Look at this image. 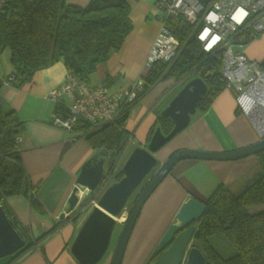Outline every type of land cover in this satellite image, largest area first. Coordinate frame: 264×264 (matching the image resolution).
I'll list each match as a JSON object with an SVG mask.
<instances>
[{
	"label": "crops",
	"instance_id": "obj_1",
	"mask_svg": "<svg viewBox=\"0 0 264 264\" xmlns=\"http://www.w3.org/2000/svg\"><path fill=\"white\" fill-rule=\"evenodd\" d=\"M68 3L84 8L89 0H68ZM127 3L132 30L120 50L96 67L88 79L89 87L104 85L110 91H121L150 73L146 58L161 27V13L155 6L156 0H127ZM246 46L245 55L250 60H264V37ZM67 75L64 65L58 62L37 72L33 81L21 89L0 87L4 109L13 110L22 122L20 162L29 182L36 187L30 196L14 195L3 201L7 216L22 233L27 248L0 264H78L69 249L88 210L74 220H61L59 216L68 208L81 167L97 150L86 141L85 127L80 125L67 132L52 124L53 115L60 109L46 97L52 89L64 84ZM183 82L170 77L158 79L128 108L118 166L123 165L134 148L146 147L160 112ZM257 141L253 128L236 106L235 94L224 89L208 108L196 109L189 125L155 156L160 165L181 149L225 152ZM112 162L109 153L105 170L110 169ZM258 172L255 155L234 161H179L144 203L121 264H146L189 196L204 202L219 185L230 189L242 183L245 186ZM109 262L110 254L102 264Z\"/></svg>",
	"mask_w": 264,
	"mask_h": 264
},
{
	"label": "trees",
	"instance_id": "obj_2",
	"mask_svg": "<svg viewBox=\"0 0 264 264\" xmlns=\"http://www.w3.org/2000/svg\"><path fill=\"white\" fill-rule=\"evenodd\" d=\"M131 30L127 0H89L84 8L71 5L68 0H4L0 13V46L2 51L10 52L12 70L7 75L11 78L10 86L21 89L33 81L37 72L58 62L64 65L68 75L87 84L96 67L120 50ZM186 30L185 26L175 30L180 54L171 65L150 70L143 78L144 91L161 78L188 81L199 77L208 90L197 110H205L225 89L222 54H204L199 44L188 38ZM127 111L112 123L88 130L85 137L93 150L106 149L113 161L122 149ZM157 127L167 135L172 122L158 116L154 130ZM21 130L22 122L13 110L4 109L0 93V206L5 212L3 201L7 197L30 196L36 189L20 162L16 138ZM255 156L259 172L239 194L219 185L203 202L205 210L195 223L192 244L208 264H264V151ZM122 176L119 171L114 179ZM253 207L259 209L251 211ZM217 234L228 239L237 252L235 255L223 258L215 250L209 238ZM157 256L154 253L146 264H151Z\"/></svg>",
	"mask_w": 264,
	"mask_h": 264
},
{
	"label": "water",
	"instance_id": "obj_3",
	"mask_svg": "<svg viewBox=\"0 0 264 264\" xmlns=\"http://www.w3.org/2000/svg\"><path fill=\"white\" fill-rule=\"evenodd\" d=\"M207 90V85L199 77L190 78L184 84L160 112L161 117L171 120V131L165 135L157 127L146 147L134 148L121 167L123 176L119 180H111L91 208L83 201L93 193H100L101 183L106 178L105 165L109 161V152L106 149L97 150L85 161L68 199V208L59 216L63 220L76 213L77 209H81L82 213L89 207L69 249L78 264H98L104 258L118 223H121V230L111 251L109 264L122 263L144 203L179 161H234L264 151V139L225 152L181 149L158 165L155 154L189 125L191 116ZM137 190L127 216L120 222L128 201ZM204 210L203 202L193 196L181 204L173 222L157 243L155 253L158 256L151 264H208L202 252L192 244L195 223L200 220ZM24 247L22 233L0 206V258L10 256Z\"/></svg>",
	"mask_w": 264,
	"mask_h": 264
},
{
	"label": "built area",
	"instance_id": "obj_4",
	"mask_svg": "<svg viewBox=\"0 0 264 264\" xmlns=\"http://www.w3.org/2000/svg\"><path fill=\"white\" fill-rule=\"evenodd\" d=\"M3 5L0 0V13ZM155 6L161 13V27L147 55L146 68L169 66L177 59L181 48L175 30L185 26L188 38H193L204 54H222L225 89L235 94L236 106L258 141L264 139V61L234 51L237 37L250 38L248 44L264 37V0H156ZM10 84L9 76L0 78V87ZM144 85V79L139 78L121 91H110L104 85L89 87L67 75L64 84L46 97L60 109L52 124L71 132L80 125L97 129L112 123L138 99ZM110 176L103 179L101 189ZM80 214L77 209L72 217Z\"/></svg>",
	"mask_w": 264,
	"mask_h": 264
},
{
	"label": "rangeland",
	"instance_id": "obj_5",
	"mask_svg": "<svg viewBox=\"0 0 264 264\" xmlns=\"http://www.w3.org/2000/svg\"><path fill=\"white\" fill-rule=\"evenodd\" d=\"M249 39L250 38H245L242 36V37H237L234 41V44H236L235 48H234V51L237 52V53H242V54H246L247 53V44L249 42ZM257 47V46H256ZM255 47V48H256ZM9 56H10V52L8 49H5L2 51L1 55H0V77H4L5 74L11 72V65H10V60H9ZM264 61V60H263ZM263 61L259 62V63H262ZM258 62V61H257ZM170 79L174 80L173 77H170ZM187 82V81H184L183 83H181L178 87H177V92H175V95L178 93V91L184 86V83ZM174 95V96H175ZM171 97V96H170ZM128 138H125V140H127ZM131 148V147H129ZM120 162V160H119ZM118 162V163H119ZM125 162V161H124ZM118 163L115 167V171L113 172V174L111 175L112 177L110 179H114V175L115 173L117 174L120 169H121V166L122 165H119L118 166ZM110 164V163H109ZM113 165V163L111 164ZM118 167V168H117ZM245 186H243V183L240 184V186L236 187V188H233L232 191L234 194H239L242 189H244ZM138 190L136 191L135 194H133V196L130 198V200L128 201L127 203V206H126V209L124 210V216H127L128 212H129V209H130V206L137 194ZM259 207H253L251 209V211H255V210H258ZM121 230V223H118L115 227V230H114V234H113V238H112V241H111V244H110V247H109V250L108 252L106 253V255L104 256V258L98 263V264H102L103 261L106 259V257L109 256V254H111V250L113 249L115 243H116V240H117V236L119 234ZM209 243L215 248V250L223 257V258H229L233 255H235L237 252L235 250V248L232 246V244L228 241V239L223 235V234H217V235H214L212 237L209 238ZM10 256H7V257H4V258H0V262L3 261V260H6L8 259Z\"/></svg>",
	"mask_w": 264,
	"mask_h": 264
},
{
	"label": "bare ground",
	"instance_id": "obj_6",
	"mask_svg": "<svg viewBox=\"0 0 264 264\" xmlns=\"http://www.w3.org/2000/svg\"><path fill=\"white\" fill-rule=\"evenodd\" d=\"M87 130H92V129H89L87 128ZM148 144V143H147ZM147 146V145H146ZM121 153V152H120ZM119 153L118 157L112 162L113 165H111L110 169L107 171L105 170V175L106 176L107 174L111 173V175L113 174V172L115 171V167L117 165V163L119 162L120 160V157H121V154ZM115 164V167H113ZM111 176L109 177V180L107 181V184L111 181ZM107 184L100 190V193L98 194H95L93 193L90 197H86L84 198V203H87V205L91 208L93 205H95L100 197V194L102 192V190L107 186ZM139 190V189H138ZM89 207L87 209H85L80 215H77L75 217H72V215H70L68 218L71 219V220H74L76 218H78L79 216H81L85 211H87L89 209ZM124 215L122 216V218L120 219V222H122L124 219H123ZM67 218V219H68Z\"/></svg>",
	"mask_w": 264,
	"mask_h": 264
}]
</instances>
